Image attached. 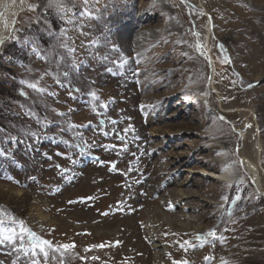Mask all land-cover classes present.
<instances>
[{
  "label": "rangeland",
  "instance_id": "rangeland-1",
  "mask_svg": "<svg viewBox=\"0 0 264 264\" xmlns=\"http://www.w3.org/2000/svg\"><path fill=\"white\" fill-rule=\"evenodd\" d=\"M25 1L27 7L13 19L9 34L0 36V219L3 227L23 237L13 243L30 245L29 232L51 242L43 245L47 260L39 248L30 246L27 259L66 264L69 253L83 258L82 252L62 246L94 241L105 227L93 222L103 218L108 205L127 198L125 188L133 178L139 196L135 205L145 213L142 226L151 221L153 209H160L164 199L180 190L178 184H190L181 189L191 194L187 205L204 208L184 214L198 218L191 224L183 222L191 233L186 251L182 246L179 250L197 256L198 264H264V189H254L245 173L247 164L240 161L244 137L260 136L264 169V59L251 57L264 46V22H255L259 13L264 15V0H98L91 27L85 28L89 35L69 33L78 46L75 58L83 60L78 74L71 77L73 87L81 90L74 93L76 100L56 84L58 71L66 69H57L54 59L37 58L29 43L35 40L41 56L48 55L56 42L48 28L58 33L64 26L55 4L47 8L48 0ZM32 5L38 7L31 10ZM80 11L78 0L74 12ZM227 15L237 17L235 23H228ZM244 19L253 24L252 34L241 30ZM105 22L109 26L101 24ZM113 24L116 29L111 32ZM94 40L100 43L79 47L81 41ZM112 48L119 50L112 59L126 61L115 73L106 71L113 64L88 55H103ZM56 51L65 54L64 49ZM208 61L214 66L210 83ZM33 83L36 89L29 86ZM69 109L75 110L69 113ZM45 117L49 126L42 129L37 121ZM101 119L106 121L102 128ZM113 119L119 123H110ZM58 121L76 125L88 145L84 152L72 151L75 163L56 155L69 154L58 141L71 145L74 138L72 131L56 135ZM129 125L132 130L124 133ZM117 129L125 141L117 139ZM53 138L57 143L51 142ZM44 152L50 160L41 155ZM54 164L71 170L70 182L61 178ZM223 171L234 184L211 178ZM261 177L264 182V173ZM81 228L93 232L90 240L75 234ZM210 230L216 235L208 236ZM201 234L203 241L197 239ZM116 238L120 241L117 235L107 241ZM158 240L157 244L167 245V237ZM15 260L11 244L0 245V261Z\"/></svg>",
  "mask_w": 264,
  "mask_h": 264
},
{
  "label": "bare ground",
  "instance_id": "bare-ground-1",
  "mask_svg": "<svg viewBox=\"0 0 264 264\" xmlns=\"http://www.w3.org/2000/svg\"><path fill=\"white\" fill-rule=\"evenodd\" d=\"M26 7H27V2L25 0H0V36L4 34L5 35L9 34L8 32L10 30L13 19L20 12L24 11ZM247 10L249 11L252 9L251 7H247ZM261 10L264 11V6H261ZM7 18H10V22L8 23H6ZM226 18L228 23H235L233 21L234 18L237 17H234L233 15H227ZM256 19L255 22L259 25V23L264 22V15L262 13H259ZM101 24L105 27L109 26V24H107L106 22ZM239 25L242 31L248 30L247 33L248 34L251 33L250 28L252 27L253 24H251L250 20L247 19L240 20ZM115 29L116 26H114L113 24L112 28L108 30L114 32L113 30ZM253 32H255V30ZM249 36H253V35H249ZM255 37H251V38L255 39ZM115 39H113L114 42ZM259 55L263 60L264 46L261 51L260 50L258 51V54L252 53L251 57L253 60H255L256 58L259 57ZM132 56L135 57L134 54ZM132 56L129 58H132ZM262 62H264V60ZM208 63L211 65L209 67L211 73L210 76L206 78V82L210 83V80L212 79V75H213L214 66L209 61ZM262 71H264V68L261 69V72ZM258 72L261 73L260 70ZM243 148H244L243 158H241L240 161L242 162V164L245 165L247 164L245 173L248 175V178L250 179V182L254 187V189L258 191H263L264 182L261 177V173H264L263 145L260 136H258V139L256 138L253 139L250 136L244 137ZM211 178L224 182L228 185L235 183L234 178L229 177V174L226 171H223L222 173L220 172L216 173L215 175H211ZM129 181H131V185L128 184L127 187L125 188L126 195L124 196V198L126 197L127 198L125 200L121 199L120 201H114L113 204L108 205L107 209L103 210L104 212L106 211L105 214L102 213L101 211V213L104 214L103 218L100 217L101 220H97L96 222H93L95 226L102 224L103 227H105L104 231L97 233L95 232L96 235L94 237V241H97L98 243L92 241L91 243L87 244V246L79 245L77 243L76 245L73 246L71 242H68L69 252L74 250L76 252H82L83 258L80 257L75 258L73 257L74 255H70L69 253L68 255L71 256V258L70 257L66 258L65 261L66 264H173L174 262H176V264H198L197 261H195L197 256H195L194 259L189 256L190 253L187 252L184 253L182 250H179V246H182L183 249L189 246V243L186 244L185 241H187V238L189 237L191 230L185 229L183 224L194 223L196 222L195 218H198V216L187 217L184 214L187 213L188 210H191V212H197V210L199 209L201 210L204 208L201 207V205L192 206V207L187 205L186 202L191 198V194L181 189L183 188L185 189V187H188L190 184L186 181L178 184L177 186L180 188V190H177V193L175 194L173 193V196L171 194L169 195L172 197L168 196L169 197L168 199H164L161 203L160 209H153L150 214L152 218L151 221L147 220L146 221L147 225L142 226L140 218L143 212L142 213L140 212L142 211L141 208L143 207L141 206L139 208L135 205L136 202L135 200H139V196L136 197L135 195L136 191L133 188L134 179L130 178ZM123 189L124 187L122 188V190ZM113 191L116 192V189ZM69 202L71 201H68V203ZM74 203L75 202H72L69 205L72 207ZM77 204L80 205V203L78 202ZM80 206L82 207L83 205L81 204ZM178 209L179 211L177 212ZM144 214L145 213H143V215ZM85 223L87 222H82L81 225H84ZM114 226L116 227L113 229ZM152 227L153 228L155 227L156 231L153 230ZM162 227L165 229H163ZM83 229L84 228L78 229V231L75 232V234L78 235L79 237L85 238L86 240H90V237L92 236L93 232L92 231L85 232ZM158 230H160L159 234L157 233ZM71 232H73V230L69 229V233H70L69 235L72 236ZM114 235H117L120 238V241L117 240L116 238L115 240L113 239V241H111V243L109 244V242L107 241L109 236H114ZM166 237L168 239L166 246H163L161 242L160 244L156 243L158 239H164ZM98 239L101 241L99 242ZM72 246L73 248L71 249ZM185 254L187 255L185 256ZM208 256L209 255H207L206 257ZM214 264H219V262L217 261Z\"/></svg>",
  "mask_w": 264,
  "mask_h": 264
},
{
  "label": "snow or ice",
  "instance_id": "snow-or-ice-1",
  "mask_svg": "<svg viewBox=\"0 0 264 264\" xmlns=\"http://www.w3.org/2000/svg\"><path fill=\"white\" fill-rule=\"evenodd\" d=\"M77 2L78 0H48V4L46 5V7L51 8L55 4V7L57 8V11L59 14V18L63 21L64 26L61 27L58 33L53 32L51 27L48 28L49 35L54 36L56 42L55 44L51 46L50 50H48L47 56H41L42 49L35 40L29 41L32 47V51L36 55L37 58L49 59V62H51L52 59H54L57 69H61L62 66L64 67V69H66V70L58 71L55 77V80H56L57 86H59L62 89L64 88L68 89V97L69 99H72V100L77 99V96H75L74 93L81 92L79 88L73 87L72 85V79H71L72 73L75 72L78 74L79 68L83 66V60H80L78 62L77 59L75 58V54L77 53L78 46L76 45L75 37L73 35H70L69 33H76L79 36H85V37L89 35V32L85 31V28L91 27L90 21L95 18L93 9L95 5L98 3V0H79V4L81 5V11L79 12V14L74 12ZM36 7L38 6L32 5L31 10H35ZM13 39L15 40L16 37L13 36ZM2 43L3 41L0 40V44ZM98 43H100L99 40H94L88 43L81 41V44L79 45V47L89 48V47H93L95 44H98ZM104 46L105 47L107 46V37L104 38ZM57 49H64L65 54L61 55L59 52L56 51ZM118 51H119L118 49L112 48L108 50V53L103 54V55L94 53V52H89L88 55L96 59L98 62H102L105 64L107 63L113 64L115 67L106 68V71H108L109 73H115L116 68L123 69L126 63V61H124L123 58L116 59V60L112 59V55ZM53 53H55L54 57L52 55ZM66 57H72V59L68 61ZM133 75H137V73L134 72ZM61 77H63L66 83L62 82ZM29 86L32 87L33 89L37 88V85L34 83L30 84ZM38 91L43 92L44 89H39ZM91 95L95 97V93H91ZM85 103H87V100H85ZM141 107L143 110V106ZM74 110L75 109H69V113ZM69 113H60V115L62 117H66L68 116ZM46 121H47V118L45 117L43 121H37V122L41 125V128L43 129L49 126ZM105 122L106 121L104 119H101L99 127L102 128ZM55 123L57 124V127L59 129V131L56 134L57 136L62 135L63 133L68 132V131H72L74 133L73 143L71 145H69V142L67 140L58 141L60 144H62L63 146L69 149V154L65 155L64 153L57 152L56 155L61 156L64 159H68L72 163H75V160H73L72 151L74 149H79L81 152H84L85 148L88 147V145L84 142V138L76 132V129H77L76 125L67 123L65 126V123L59 122V121ZM110 123L115 125V124H118L119 121L113 119L110 121ZM80 127H85V126H80ZM130 130H132L131 125H129L128 128L123 129V132L127 133ZM102 134L105 136L108 135L107 132H104ZM32 135H36V133H32ZM115 135L117 139L121 140L122 142L125 141L126 139V137L121 134L119 129L116 130ZM51 142L57 143L55 138H53ZM91 146L95 147V144L93 143ZM112 148L115 149V146H112ZM123 150L127 151V147H125ZM41 155L45 159H49V160L51 159V156H49L47 152H44ZM53 166L59 171L62 179H65V178L69 179V182H70L71 180V177L69 175L71 171L70 169L64 168L60 164H54ZM112 167L113 169H115L114 163L112 164ZM129 171H131V168H129ZM33 179H36V178L33 177ZM222 199H227V198L222 197ZM3 225H4V221L0 219V245H4L5 243L11 244L12 251L16 253V260L13 261V264H20L22 258H23V264H39V262L35 258H32L30 260L27 259L28 252L26 251V249L29 246L32 249L39 248L41 250L43 259L44 260L48 259V253L44 251L43 245L51 246L50 241L40 240L39 237L35 236V233L29 232L28 235L33 237V239L30 242V245H25L22 242L13 243V241H22L23 237L18 236L15 233V229L6 228V227H3ZM6 232H11L13 234L4 235V233ZM207 235L215 236L216 233L214 230H210L207 233ZM197 239L200 241H203L204 235L203 234L198 235ZM185 243L187 244L189 242L185 241ZM62 247L64 249H67L69 246L63 245ZM54 258L55 257H53V259ZM0 264H4V262L0 261Z\"/></svg>",
  "mask_w": 264,
  "mask_h": 264
}]
</instances>
